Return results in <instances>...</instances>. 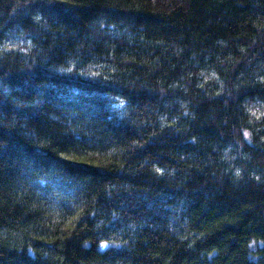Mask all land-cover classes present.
<instances>
[{
    "label": "trees",
    "instance_id": "16d2710c",
    "mask_svg": "<svg viewBox=\"0 0 264 264\" xmlns=\"http://www.w3.org/2000/svg\"><path fill=\"white\" fill-rule=\"evenodd\" d=\"M0 264H264V0H0Z\"/></svg>",
    "mask_w": 264,
    "mask_h": 264
}]
</instances>
